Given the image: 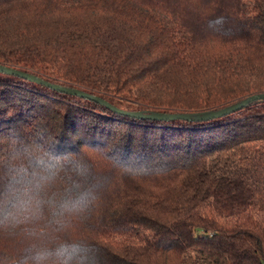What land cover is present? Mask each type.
Listing matches in <instances>:
<instances>
[{
    "label": "trees",
    "instance_id": "16d2710c",
    "mask_svg": "<svg viewBox=\"0 0 264 264\" xmlns=\"http://www.w3.org/2000/svg\"><path fill=\"white\" fill-rule=\"evenodd\" d=\"M0 65L127 113L219 111L264 94V0H0ZM34 124L141 166L85 226L101 264H264V99L156 121L0 73V129Z\"/></svg>",
    "mask_w": 264,
    "mask_h": 264
},
{
    "label": "clouds",
    "instance_id": "9594fccd",
    "mask_svg": "<svg viewBox=\"0 0 264 264\" xmlns=\"http://www.w3.org/2000/svg\"><path fill=\"white\" fill-rule=\"evenodd\" d=\"M140 171L112 141L62 143L41 124L0 129V239L13 244L0 264H101L85 226L113 179Z\"/></svg>",
    "mask_w": 264,
    "mask_h": 264
},
{
    "label": "water",
    "instance_id": "95a60500",
    "mask_svg": "<svg viewBox=\"0 0 264 264\" xmlns=\"http://www.w3.org/2000/svg\"><path fill=\"white\" fill-rule=\"evenodd\" d=\"M0 73L1 74H5V75H9V76H16L18 78L36 83V84H41L44 85L46 87H49L55 91L61 92V93H65L68 95H72V96H77V97H81L84 99H88V100H92L95 101L97 103H100L102 105L107 106L108 108L122 113V114H128L130 116L133 117H138V118H143V119H150V120H156V121H162V120H175V119H185V120H196V121H202V120H209V119H214V118H219V117H223L225 115L231 114L239 109H242L243 107H245L246 105H248L251 102L257 101V100H262L264 99V94H260V95H255L252 97H249L245 100H243L240 103H237L235 105H232L230 107L224 108L222 110L219 111H214V112H209V113H204V114H197V115H188V114H166V113H149V114H143V113H127L121 110H118L116 108H114L113 106H111L109 103H107L106 101L102 100L101 98L97 97V96H93L85 91L79 90V89H72V88H67V87H62L56 84H51L41 78L36 77L35 75H32L30 73H27L25 71L22 70H18L15 68H11V67H6L3 65H0Z\"/></svg>",
    "mask_w": 264,
    "mask_h": 264
}]
</instances>
